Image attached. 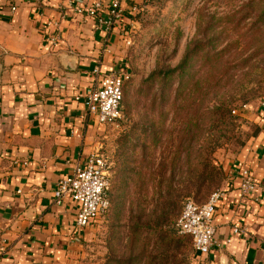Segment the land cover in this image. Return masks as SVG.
<instances>
[{"label": "crops", "instance_id": "0c3cea01", "mask_svg": "<svg viewBox=\"0 0 264 264\" xmlns=\"http://www.w3.org/2000/svg\"><path fill=\"white\" fill-rule=\"evenodd\" d=\"M48 21L58 28H47ZM119 33L106 35L92 20L72 16L65 0H0V264L85 263L95 226L76 229L78 204L66 199L57 207L52 193L109 139L74 97L89 91L97 63L102 73L120 71ZM49 35L59 36L56 45ZM258 103L240 114L251 125L249 137L222 164L224 198L212 218L221 248L207 264H264V108ZM242 166L256 182L257 202L240 193ZM233 228L242 232L234 235Z\"/></svg>", "mask_w": 264, "mask_h": 264}, {"label": "rangeland", "instance_id": "374dc122", "mask_svg": "<svg viewBox=\"0 0 264 264\" xmlns=\"http://www.w3.org/2000/svg\"><path fill=\"white\" fill-rule=\"evenodd\" d=\"M140 13L132 26L126 25L130 45L119 35L118 68L129 80L123 89V116L104 127L109 139L100 151L111 176V209L107 219L94 224L84 264L127 258L142 245L152 251L153 235L134 227L137 215L143 224L152 221V197L166 192L164 184L157 185L158 163L177 151L182 156L187 145L192 150L217 141L203 113L222 93L234 96V104L248 99L238 101L240 90L254 94L250 104L264 100V0H153ZM184 58L173 77L157 75L177 68ZM240 116L243 123L222 133L221 148L211 156L221 168L249 137L251 125ZM187 132L191 136L184 143ZM207 197L187 198L201 204Z\"/></svg>", "mask_w": 264, "mask_h": 264}, {"label": "built area", "instance_id": "2783aa9c", "mask_svg": "<svg viewBox=\"0 0 264 264\" xmlns=\"http://www.w3.org/2000/svg\"><path fill=\"white\" fill-rule=\"evenodd\" d=\"M66 9L72 16L88 18L93 21L95 30L104 34L119 29L126 46L130 45L127 38L128 28L132 26L134 17L139 12V5L126 6L129 0H110L104 4L102 0H91L90 4L82 5L77 0H65ZM16 9L11 8V12ZM125 23L122 27L121 25ZM47 28H58V23L48 21ZM49 42L56 45L59 36H48ZM91 85L87 93L76 95L74 100L80 102L87 115L98 125L114 126L121 119L120 103L122 101L124 81L128 75L123 71L102 73L97 63L91 70ZM248 104L241 110L234 112L240 115ZM259 108H264V100L258 103ZM236 177L239 181V190L244 199L258 201L257 186L246 166L238 169ZM109 166L106 158L100 152L91 154L83 165H75L70 175L57 182L52 193L53 204L61 206L66 199L78 204L75 217V228L85 229L94 225L109 208ZM224 198V188L213 191L202 204L195 203L191 198H186L182 203V210L176 222L180 235L189 237L192 243L194 260L197 264H207L205 260L213 249H220L221 243L214 239L215 229L212 218L215 209ZM242 229L233 228L232 234L241 233Z\"/></svg>", "mask_w": 264, "mask_h": 264}, {"label": "trees", "instance_id": "16d2710c", "mask_svg": "<svg viewBox=\"0 0 264 264\" xmlns=\"http://www.w3.org/2000/svg\"><path fill=\"white\" fill-rule=\"evenodd\" d=\"M152 2L153 0H143V8L140 9L141 11L139 10L136 17H139L140 12H146L147 7L151 8ZM183 63L185 64V58L177 68L160 71L157 75L163 78L173 77L184 66ZM223 72H227V69L223 70ZM128 80L129 77L124 81L122 90ZM161 87H165V84ZM237 94L239 95L238 101L245 98L248 99L240 101L239 104H234L233 102L237 101L234 100V96L231 95L230 97L222 93L223 97L221 99L218 98L215 105L203 113L209 118V130L218 134L217 141H211L213 142L211 145H200L197 149L192 150L187 145L183 150L182 156L177 151V154H174L172 158L168 159V157H164L158 163L159 171L156 174L158 180L157 185L164 184L167 187L166 192L164 194L157 193L152 197L153 200L155 198L156 203L154 211L150 215L152 221L145 223V225L140 222L141 216L137 215L134 227L137 231L147 229L150 231L154 238L152 251L148 252L145 248L146 245H142L136 252L130 253L127 258L112 259L108 261V264H197L194 260L191 239L180 235L176 228V222L181 211L174 222V226L173 220L180 207L182 210V203L185 198H205L213 191L222 188L226 176L222 168L213 162L211 156L216 150L221 148V144L218 142L220 139H224L222 133L227 130L232 131L233 129H238L243 123L244 120L241 116L234 114V112L241 110L243 106L249 104L255 98L254 94L249 91L243 92L240 90ZM123 98L124 94L122 95V101L120 103L122 116ZM190 136L189 132H187L184 143L188 141L187 137L189 138ZM157 141L155 140V144ZM177 147L181 148L182 146L178 145ZM191 158L193 159L191 160ZM150 180H152L151 177L148 179V182ZM140 186L136 189L137 191L140 190ZM176 186L183 189L175 190L174 188ZM108 201L109 208L103 215V220L105 218L107 219L111 209L109 189ZM187 239H190V242ZM132 244L133 241L130 247H132Z\"/></svg>", "mask_w": 264, "mask_h": 264}]
</instances>
